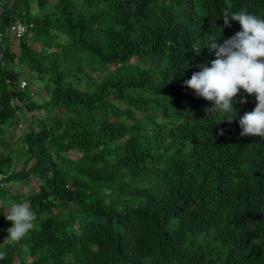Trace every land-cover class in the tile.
I'll use <instances>...</instances> for the list:
<instances>
[{
  "label": "trees",
  "instance_id": "1",
  "mask_svg": "<svg viewBox=\"0 0 264 264\" xmlns=\"http://www.w3.org/2000/svg\"><path fill=\"white\" fill-rule=\"evenodd\" d=\"M225 9L264 19V0H0V264H264L256 97L228 122L184 85L242 30ZM24 202L34 227L2 240Z\"/></svg>",
  "mask_w": 264,
  "mask_h": 264
},
{
  "label": "clouds",
  "instance_id": "2",
  "mask_svg": "<svg viewBox=\"0 0 264 264\" xmlns=\"http://www.w3.org/2000/svg\"><path fill=\"white\" fill-rule=\"evenodd\" d=\"M222 19L226 27L231 26V20L238 21L242 30L222 44L212 37L207 44L209 52H215L211 67L198 65L202 70L194 72L184 85L194 90L197 96L212 101L210 109L230 114L228 122L236 115L234 104L237 101L233 98L240 89L248 95L254 94L257 100L255 108L246 111L239 119L240 136L264 137V19L244 10L230 12L228 9L224 10ZM239 103L245 104L247 99L241 98ZM218 135H223V130ZM5 219L12 222L5 240L18 242L34 227L35 214L24 202L13 204ZM5 255L6 252L0 251V258Z\"/></svg>",
  "mask_w": 264,
  "mask_h": 264
},
{
  "label": "rangeland",
  "instance_id": "3",
  "mask_svg": "<svg viewBox=\"0 0 264 264\" xmlns=\"http://www.w3.org/2000/svg\"><path fill=\"white\" fill-rule=\"evenodd\" d=\"M49 1H54V0H49ZM32 8H34V5L32 6ZM10 40L12 41V45H13V49L12 50L18 49V46L15 44L16 42L14 41V39H10ZM33 47L40 48L41 46L38 43H34ZM112 68H113V65H111L108 68V71H110ZM20 72L22 74L24 73V75H27V74H25V70L23 68H20ZM22 78L23 79L24 78L25 79L28 78V80L29 79L30 80L32 79L30 76H23ZM29 83H31V81ZM34 83L35 84H33V87L30 90H32V93L34 94L35 100H36V96L38 98L39 97L38 93H40V92H39V84H37L36 81H34ZM29 85H31V84H29ZM10 131H11V134H12L11 135V138H10V141L13 142V141H15L21 135L22 128L21 127H12V129H10ZM35 185H36V183H35L34 180H31L29 183L26 182L24 184H22V183H19V184H11V185H9L10 186L9 187V191L10 192H17L19 194L26 193L29 190H34ZM2 240H5V238H3V236H2Z\"/></svg>",
  "mask_w": 264,
  "mask_h": 264
},
{
  "label": "built area",
  "instance_id": "4",
  "mask_svg": "<svg viewBox=\"0 0 264 264\" xmlns=\"http://www.w3.org/2000/svg\"><path fill=\"white\" fill-rule=\"evenodd\" d=\"M30 25H28L27 27L22 24L21 22L19 21H16L14 22L13 24H11V26H9L7 29H6V34L12 36L14 39H18L20 37H22V35L25 33L26 31V28H29ZM24 83H21L20 86H23ZM9 175V171L6 172V173H3L0 171V188L1 187H5L6 186V183L4 182L5 181V178Z\"/></svg>",
  "mask_w": 264,
  "mask_h": 264
}]
</instances>
